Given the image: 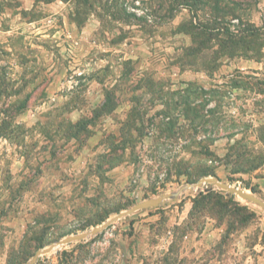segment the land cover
I'll return each instance as SVG.
<instances>
[{
    "label": "rangeland",
    "instance_id": "obj_1",
    "mask_svg": "<svg viewBox=\"0 0 264 264\" xmlns=\"http://www.w3.org/2000/svg\"><path fill=\"white\" fill-rule=\"evenodd\" d=\"M204 177L264 201V0H0V264H264L260 207L191 212Z\"/></svg>",
    "mask_w": 264,
    "mask_h": 264
},
{
    "label": "trees",
    "instance_id": "obj_2",
    "mask_svg": "<svg viewBox=\"0 0 264 264\" xmlns=\"http://www.w3.org/2000/svg\"><path fill=\"white\" fill-rule=\"evenodd\" d=\"M200 4L203 5V3L201 2ZM206 30L211 31V28L208 29V27L200 26V35L205 33ZM238 34L239 35H237L236 37L230 34L228 30H226V36H227L226 40L225 41L217 40L218 41L217 46L219 49L218 54H225L229 58H232L234 52L245 53V51H250L249 50L250 48H248V46H249V43L251 42V39H253L254 35L249 34V30L248 32L247 30H244V33L241 32ZM208 50L210 51L211 48L205 46V42L201 40L200 41V57H201V61L203 62L204 66L206 62L208 63V60H207L208 57L202 53ZM194 54H196V52H194ZM242 56L245 57V55H242ZM245 58H248V57H245ZM205 67L207 69V66ZM103 107H105V104L102 106V108ZM204 176H207V174ZM211 176L216 177L214 174H211ZM232 200H233V195H229L225 193L223 194L219 191H208L206 193H200L193 200V206H192L191 212L199 213V212L207 211V212H213L219 216H223L224 212L229 213V211L231 212L234 210V209L228 208V205L233 204ZM192 213H190V215ZM236 215L238 214L236 213Z\"/></svg>",
    "mask_w": 264,
    "mask_h": 264
},
{
    "label": "water",
    "instance_id": "obj_3",
    "mask_svg": "<svg viewBox=\"0 0 264 264\" xmlns=\"http://www.w3.org/2000/svg\"><path fill=\"white\" fill-rule=\"evenodd\" d=\"M205 183L212 184L215 187H217L218 189L225 191L230 195H235V196L239 197L240 199H242L248 203H251V204H254V205L260 207L264 211V201L263 200L259 199L258 197H256L255 195H253L251 193L246 192L243 189L232 187L228 184H224L216 178L204 177V178L198 180V182L196 184L192 185V187H202ZM170 197H174V195H164V196H161L158 198L149 199V200H145L143 202H140V203L132 206L130 209L116 214L114 217L108 219L107 221L103 222L102 224L93 228L91 231H89L87 233H83L81 235H73V236L64 238L62 240H59V241L53 243L51 246H49L46 249H42V250L37 251L35 253L33 260H35L36 257L47 253L48 251H50L55 246L62 245V244H68L72 241L83 239L89 235H96V234L102 232L103 230H105L113 222L119 220L120 218H122L126 215L131 214L132 212H135L137 210H142V209L156 208L162 203V201L164 199H167ZM26 264H29V263H26Z\"/></svg>",
    "mask_w": 264,
    "mask_h": 264
},
{
    "label": "bare ground",
    "instance_id": "obj_4",
    "mask_svg": "<svg viewBox=\"0 0 264 264\" xmlns=\"http://www.w3.org/2000/svg\"><path fill=\"white\" fill-rule=\"evenodd\" d=\"M192 188H196V187H192ZM190 188V189H192ZM189 190V189H188ZM249 193V192H248ZM59 248V247H58ZM56 249V246L54 248H52L51 250L54 251Z\"/></svg>",
    "mask_w": 264,
    "mask_h": 264
}]
</instances>
